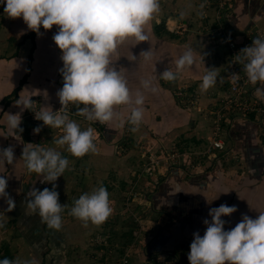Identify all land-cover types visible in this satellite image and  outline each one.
Wrapping results in <instances>:
<instances>
[{"label":"rangeland","instance_id":"374dc122","mask_svg":"<svg viewBox=\"0 0 264 264\" xmlns=\"http://www.w3.org/2000/svg\"><path fill=\"white\" fill-rule=\"evenodd\" d=\"M3 9L4 5H0V26L6 25L0 27V57L9 51V48H1L5 40H8V45L15 41L8 39L7 27L13 24L9 23ZM16 24L21 31L24 24L22 17L15 18L14 28ZM19 32V36H22ZM250 35L252 40L257 35L264 37L259 31H252ZM213 52L218 56L215 47ZM116 56L114 53L112 57L115 64ZM127 68L124 70L126 74ZM147 69L142 72L150 78L153 68L147 66ZM218 89V93L211 96L210 104L200 103L198 93L189 92L183 96L184 105L179 102L181 107L177 106L175 115L165 102H161L160 107L144 103L147 108H144L143 123L135 131L131 130L133 126L121 114L105 123L101 130L99 124H91L79 116L82 123L77 122L82 128L90 125L94 129L96 144V151L85 154L90 157L81 161L63 151L66 146L54 144V138L61 134L59 129L43 125L41 120H32L30 115L25 120L27 124L35 122L34 127L40 124L41 131L33 135L34 139L23 140L24 143L33 141L41 146L57 148L70 156L69 166L55 182H41L42 174L34 171L29 173V178L23 176V183H17L18 191H21L19 199L26 200V194L33 187L42 190L44 187L51 188L55 183L59 202L65 204L61 213L62 227L58 230L49 228L27 204H15L9 211L5 198L0 197V221H3L0 226V256H4V250L8 248L10 259L34 257L39 264H190L186 254L193 233H204L207 226L203 221L205 218L211 219L209 209L220 205L217 201L221 199L220 191H224L222 186V189L218 186L220 174L213 176L211 172L204 175V170L217 167L220 170L224 165L238 167L239 162L234 161L235 158L230 159L224 154L230 151V146H237L238 149H235L243 153L250 147L243 144L245 138L242 144L234 143L231 139L228 130L232 125L230 122L242 119L232 121L230 119L235 117L232 113H226V121L222 124L224 147L208 150L209 138L205 134L208 132L209 136L212 135L213 120L216 118L211 110H218L224 105L223 79L219 80ZM32 99L39 109V96H32ZM68 106L66 110L69 116L76 117L77 105L70 103ZM190 109L198 112L194 119L189 114ZM190 120H193L190 124L196 129H186L184 132L193 135L186 139L182 136L184 133H179L175 139L168 138L173 124ZM253 124L258 127L256 136L263 140V145H259L264 147V134L260 135L264 123ZM24 125L22 121L21 127ZM201 130H205L204 137L199 133ZM197 136L198 139H195ZM83 178L85 181L81 182ZM100 183L110 193L113 212L101 225L85 224L72 216L69 210L75 198ZM193 187L198 189L197 193H191ZM225 191L229 192L227 189ZM15 193L10 194L13 199H16Z\"/></svg>","mask_w":264,"mask_h":264},{"label":"clouds","instance_id":"9594fccd","mask_svg":"<svg viewBox=\"0 0 264 264\" xmlns=\"http://www.w3.org/2000/svg\"><path fill=\"white\" fill-rule=\"evenodd\" d=\"M3 13L10 18L22 17L27 30L38 35L40 28L51 29L57 25L53 40L61 51L63 84L56 92L62 105L53 111L51 106L33 109L32 95H24L14 100L18 112H7V127L14 132L23 131L22 115L25 109L34 111V117L43 125L59 129L61 134L54 138V144L64 147L72 156L82 157L96 151L94 129L82 128L66 111L71 103L77 105L76 113L88 121L105 124L119 116L116 106L127 105L130 109L126 122L132 131L144 118L145 96L140 89L133 95L128 79L112 59L118 45L129 38L135 42L148 40L145 26L154 13L159 11L160 0H0ZM181 16L185 13L180 12ZM145 60L150 59L151 50H143ZM203 58V54H202ZM136 60V56L128 58ZM192 48H186L174 61V69L167 67L159 73V78L173 81L186 68L195 63ZM204 60V58H203ZM242 65L246 79L255 87V94L264 99V37L255 36L249 45L235 55ZM201 77V91L216 84L218 73L215 67ZM143 89L155 91L151 78L141 79ZM83 105V106H80ZM41 125L33 128L39 133ZM18 132V133H19ZM17 140L18 137H16ZM14 145L0 147V163L15 161ZM21 156L28 172L42 174L43 181L55 182L69 166V159L55 147L41 146L28 142L23 145ZM8 180L0 175V197L6 199L7 209L15 207V200L6 191ZM27 206L36 212L42 222L51 229L62 227L65 204L59 202L56 184L42 190L31 188L26 194ZM236 205L221 203L211 207L203 223L207 226L203 235L196 231L187 253L190 264H264V211L256 217L242 213L234 227L225 228L228 223L223 216L236 211ZM70 214L85 224H103L112 214L110 193L103 183L91 191L82 192L75 198ZM3 221H0L2 226ZM0 264H39L34 257L21 259L0 258Z\"/></svg>","mask_w":264,"mask_h":264},{"label":"crops","instance_id":"0c3cea01","mask_svg":"<svg viewBox=\"0 0 264 264\" xmlns=\"http://www.w3.org/2000/svg\"><path fill=\"white\" fill-rule=\"evenodd\" d=\"M232 1L233 5L229 12V14L233 15L229 23L232 31L239 35V38L246 32L252 31H259L264 34V0ZM182 11L185 13L184 16L180 15ZM212 15L213 8L208 3V0H160L159 11L154 13L145 26L148 40L136 43L134 38H129L118 45L114 53L117 54L119 49H126V56L133 54L130 51L131 48L139 49L137 53L139 57L143 56L142 50H151L152 55L148 63L150 67L153 68V73L155 75L153 78L155 81L154 87L156 90L150 91L142 88L145 96L144 103L148 104V106L160 107L161 102L167 99L168 109H171L173 115L177 114V106L172 102V91L178 88L182 89L184 96L192 91L195 94L198 93L200 103L202 104L212 103L211 96L218 93L219 80L223 79V67L225 64L224 61L218 57L219 55L217 56L216 53L213 52V47L215 46L208 36L207 27L209 21H211L210 16ZM8 21L10 24H13L8 26L10 30L7 27L9 32L8 39H14L15 41L8 45V40H5L2 44L3 46L1 45L2 50L9 48V51H7L8 53H3L5 56L0 57V98L10 93L11 90L17 86L19 79L26 71L27 57L29 54H32L30 73L26 82L23 83L21 88L17 91L16 99L19 95L39 96L42 108L51 106L53 111L60 110L59 108L62 105L60 104L56 92L63 84L59 71L63 63L60 59L62 50L59 51L52 38L58 26L53 25L51 29H44L43 26H41V34L38 35L33 30H27V25L25 23L22 24L21 31L18 30L17 24L14 28L15 18L9 17ZM5 26L6 25L3 27ZM1 29L2 28H0V30ZM18 32L22 33V36H19ZM31 32H35L34 38L29 36ZM189 47L193 50V54L196 58L195 63L190 67H186L178 75L177 79L173 81L160 79L159 73L167 67H172L174 69L175 59ZM143 64L147 63L144 62ZM213 67H215V71L218 73L217 82L215 85L202 92L199 87L201 77L208 70L207 68ZM138 89L141 90V88ZM136 90L137 88L131 90L133 95ZM14 100L6 107L0 104V147H7L8 145L15 146L14 163H0V175H4L8 180L6 191L9 194L16 192L15 194L17 196L16 199H14L15 204H27V197L26 200L19 199L21 191H18L19 186H17L18 181H20V185L23 183V176L26 175V178L30 176V172H26L27 169L21 157L23 145L25 143L20 133H18V129L16 130L17 132L11 131L7 127L6 122L7 112L15 113L20 111L19 106L14 104ZM172 106H174V108ZM67 107L69 108L70 106ZM144 108L147 107L144 105ZM66 111L68 112V110ZM189 114H191L194 119L198 112L190 109ZM75 115L78 119L76 117L70 118L82 123V119L80 120L81 115L77 113ZM28 117L29 116L26 115L24 119L26 120ZM191 121L193 120H190V122L186 121L180 124H173L169 129L171 131L169 132L168 138L175 139L176 135L179 133L185 134L182 135L183 138L193 135L184 132L186 129H196L191 125L193 123ZM24 122L27 124L26 121ZM88 122L97 124L94 121ZM34 123L35 122H31V124H28L29 138L31 140L34 139L33 135H36L33 133ZM98 124L100 129L101 124ZM233 127L229 126L228 130L230 131L232 136L231 139L234 143L239 142L238 144H242V140L245 138L246 140L243 144L251 148L249 147V149L243 153L239 152L240 150H236L238 149L236 148L237 146L235 147L236 149L230 146V151L224 154V156H229L230 159L235 158L234 161L239 162L238 167L235 165L236 163H234L235 166H225L223 164V168L221 167L223 180H219L218 183L220 185L218 184V186L220 189H222L220 187L222 186L224 191H220L223 196L221 195L220 202L217 201V204L226 203L228 205L234 204L237 206L236 211L222 217L228 221L224 226L225 228L234 227L235 224L242 219V213H247L251 217H256L259 211H264V147L259 145V143L262 144L263 140L262 138L260 140V138L256 136L258 127L254 125L252 121L250 122L242 119L236 127ZM231 130H233L232 133ZM195 133L197 132H194V134ZM199 133L204 137L205 130H201ZM261 133L260 135H263L264 130L261 131ZM205 136L208 138L211 137L208 135V132ZM16 137H18L19 140H17ZM102 137H104L103 134ZM198 137L199 136L195 139H198ZM248 138L250 140L247 144ZM63 151H65V149H63ZM62 155L67 156L68 159L70 157L64 153H62ZM88 157H90V155L81 158L77 157V160H86ZM84 181L83 178L81 182ZM226 184L228 187H226ZM195 185L197 186L196 183ZM193 188L194 190H190L191 193H197L198 189L195 187ZM225 189L229 190V192L227 193ZM247 194H249V196L246 197ZM1 203L2 200L0 201V204ZM192 238L194 237L192 236ZM190 243L191 241L188 244L187 253L190 250ZM186 257L188 259L187 254ZM224 264H228V262L226 261Z\"/></svg>","mask_w":264,"mask_h":264},{"label":"built area","instance_id":"2783aa9c","mask_svg":"<svg viewBox=\"0 0 264 264\" xmlns=\"http://www.w3.org/2000/svg\"><path fill=\"white\" fill-rule=\"evenodd\" d=\"M208 3L213 8V15L210 16L211 21L207 27L208 36L217 49L220 59L225 63L223 67L224 105L218 110H211L216 118L213 120V131L208 142V150H220L224 147L222 124L226 121V113H232V116L235 117L231 116L230 120L232 121L239 118L263 123L264 102L255 94L256 86L247 81L245 73L242 71L243 66L234 60L239 50L252 42L251 32H246L239 38V35L234 33L229 26L227 16L233 5L232 0H208ZM60 78L63 83L61 72ZM177 94L184 95V92L178 88ZM33 109L39 110L34 99ZM225 110L227 111L224 112ZM28 116L30 119L36 120L33 110L32 112L30 110ZM250 116L253 117L250 118ZM212 155H215L213 151Z\"/></svg>","mask_w":264,"mask_h":264},{"label":"trees","instance_id":"16d2710c","mask_svg":"<svg viewBox=\"0 0 264 264\" xmlns=\"http://www.w3.org/2000/svg\"><path fill=\"white\" fill-rule=\"evenodd\" d=\"M232 14H229L228 13V16H227V19H228V22L230 23V20L232 19ZM29 36L31 38H34L35 36V32H31L29 33ZM130 51L133 53V54H129L128 56L125 55V52H126V49H119L118 53H117V56H116V65L117 67H120L121 68V71L124 72L125 68H127V74L124 72L126 78L128 79V83H129V87H130V90H134V89H138V88H141V90L143 91L142 89V86L140 84V81L141 79H144V78H149L147 76H145V74H143V70H148L147 69V66H150L149 65V60H145L144 61V56H138L137 53L139 52V49L137 48H131ZM143 51V50H142ZM141 51V52H142ZM31 52H32V48H31ZM133 55L136 56V60L134 61H131L129 60L128 58L129 57H132ZM31 56L32 54H29V56L27 57V61H26V71L25 73L23 74V76L19 79V82L17 84L16 87H14L10 93H8L7 95H4L0 98V104L3 105V107H6L8 106L14 99H16L17 97V91L21 88L22 84L26 82L27 80V77L30 73V70H31ZM144 62H146L147 64H143ZM131 76L134 77V79L131 80ZM154 73H153V70H152V76L150 77L152 79V82L154 81ZM155 81L153 82V85H154ZM143 94H144V91H143ZM184 95L182 94H177V90H173L172 91V102H174V104L176 106H180L181 105L179 104V102H185V98L183 97ZM261 100L264 102V100L261 98ZM164 102L166 103V105L168 106V100L167 99H164ZM182 105H184L182 103ZM59 107V106H58ZM42 107L39 106V110L41 109ZM29 110L30 109H25L24 112H23V115H22V121L24 122L25 119L24 117L29 113ZM116 111L121 114L122 117H127L128 115V112L130 111L129 107L127 105H119V106H116ZM253 116H250V118H252ZM27 120V119H26ZM248 121H251V120H248ZM95 123H100L98 121H94ZM240 123V121H236V122H232V127ZM264 123V121H263ZM101 124V123H100ZM234 128V127H233ZM101 129H104V124H101L100 125V130ZM233 132V130L231 131V133ZM20 133V132H19ZM29 125L28 124H25L24 127H23V131L20 133L21 135V138L25 141H28L30 140L29 139ZM217 165V164H216ZM210 171V172H208ZM212 172V173H211ZM204 175H206L207 173H211L213 176H216V174H220V178H218V181L219 180H223V172L222 170L217 167L216 169L214 170H211V168L207 169V170H204ZM192 184V183H191ZM9 257L11 258V255H10V252L8 250V248H5L4 250V256H0V258H3V257Z\"/></svg>","mask_w":264,"mask_h":264}]
</instances>
